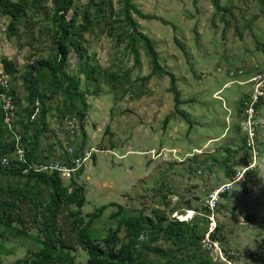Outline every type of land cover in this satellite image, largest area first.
I'll use <instances>...</instances> for the list:
<instances>
[{
  "label": "rangeland",
  "instance_id": "1",
  "mask_svg": "<svg viewBox=\"0 0 264 264\" xmlns=\"http://www.w3.org/2000/svg\"><path fill=\"white\" fill-rule=\"evenodd\" d=\"M88 1L80 0L79 3ZM118 1L113 0L115 11L121 8ZM133 2L144 15L160 18L144 19L133 14L140 31L156 43L163 68L174 73L182 100H192L180 107L191 117L189 120L176 117L165 128L166 117L175 111L173 95L169 91L170 78L155 74L148 81L142 80L151 74L152 68L141 46V64L136 66L131 52L125 50L126 40L117 42L107 31L101 35H88L89 54L95 55V62L120 77L127 69L131 73L121 77L122 84L116 88L106 84L104 76L98 84L89 85L87 137L84 140L89 142L86 148L99 151L94 153L96 164L93 159L89 161L81 177L77 178V182L86 188L87 203L83 215L88 216L102 206L116 203L129 215L144 211L145 215L151 216L154 208L167 209L166 205L154 203L152 199L153 190L159 189L171 198L172 206L192 201V205L199 208L198 212L171 216L188 221L196 215L201 216L202 207L206 208L205 200L212 192L205 191L207 177L198 173L193 149L207 141V135L222 131L221 120L232 106L230 98L235 100L243 91V87L232 83L222 91L223 100L215 99V92L226 83L238 80V77H229L223 68L217 70L216 65L228 60L240 65L254 57L264 58V6L262 0H221L223 7L233 5L237 8L233 15H224L215 11L210 0ZM28 15L32 18L28 22L30 28L21 26L19 35L11 38L8 37L10 20L0 16V45H5L0 47V58L9 56L22 66L32 54H37L30 59L33 61L49 54L52 48L51 34L45 29L51 28L49 22L43 14L28 11ZM118 18L114 17L113 21ZM112 31L117 36L122 29L115 24ZM78 64L77 55L72 53L69 72L75 73ZM0 69L3 68L0 66ZM97 86L99 92L94 93ZM202 123H206L205 130ZM188 131H191L190 135ZM185 150L193 157H187ZM10 181L13 183L14 180ZM68 182L64 180L66 185ZM194 186H201L199 194ZM234 190L233 195L232 192L225 194L227 196L217 204L216 223L222 225L216 233L217 240L212 239L215 232L210 231L212 224L207 215L209 223L203 245L215 263L264 264V215L256 214L260 219L251 222L247 217L252 215V208L246 205L239 185ZM117 210V207H108L93 225L92 234L104 237L110 229H116L118 218L112 219L111 215ZM37 235L38 232L32 230L27 238L10 234L0 238V261L15 264L30 256L38 248ZM212 242L220 248L225 261L219 260L220 255L210 249ZM151 258L156 259L152 255ZM87 260L86 252H77L78 264H87Z\"/></svg>",
  "mask_w": 264,
  "mask_h": 264
},
{
  "label": "trees",
  "instance_id": "2",
  "mask_svg": "<svg viewBox=\"0 0 264 264\" xmlns=\"http://www.w3.org/2000/svg\"><path fill=\"white\" fill-rule=\"evenodd\" d=\"M79 1L0 0V16L10 20L9 38L19 35V28L23 25L30 28L28 22L32 18L29 17L28 11H31L35 15L43 14L49 22L51 28L45 29L51 34L52 40L49 54L33 61L30 59L37 54H32L22 68H19L13 59L0 58L3 72L10 77L12 85L13 82H22L27 93V107L24 114L18 113L16 131L21 136L28 162L23 164L13 160L16 140L13 132L4 123L0 106V228L3 229L0 230V238H4L6 234L27 238L31 236L32 230L38 232L37 250L15 264H78L76 254L80 250L87 253V264H220L213 262L203 245L209 223L207 207H202L201 216L196 215L191 220L179 221L171 216L174 213L182 215L188 211L198 212L199 208L194 207L192 201L172 206L168 195L154 189V203L166 205L167 209L154 208L151 216L145 215L144 211L129 215L116 203L102 206L94 213L84 216L83 208L87 203L86 188L77 182L84 168L80 169L76 178H71L67 185L57 171L39 172L29 169V165L51 161L50 156L44 155L42 151L43 141H48L55 135H50V117H54L60 130L65 115L78 116L85 139V121L89 111L86 98L90 92V83L98 84L104 76L106 84L116 88L122 84L121 77H127L131 73V70L127 69L120 77V74L103 69L95 62V55L89 54L88 35H101L107 31L117 42L126 40L125 50L131 52L136 66L141 64L140 46L144 48L152 72L142 80L148 81L155 74L170 78L169 91L173 95L175 111L166 117L164 127L176 117L189 120L188 114L180 107L191 101L182 100L174 73L163 68L156 43L140 31V25L133 18V14L144 19L160 18L144 15L133 0H119L121 8L117 11L113 0H89L85 4ZM210 1L215 11L224 15H233L237 9L233 5L223 7L221 0ZM262 4L264 6V0ZM114 17L120 19L113 21ZM115 24L120 25L122 29L117 36L113 35L112 31ZM32 39L35 40L33 35ZM72 53L79 59L75 73L69 72ZM11 91L19 107V94L13 86ZM98 92L99 86L94 89V93ZM59 141L62 142L61 139ZM85 145V140L82 144L73 145L74 156H78L86 148ZM64 151L65 153L57 159L69 165L72 156L66 149ZM5 157L11 160L8 168L1 165V159ZM93 160L96 164V155ZM232 167L230 164L227 166L229 181L234 174ZM11 179L14 180L13 183ZM110 206L118 208L111 215L112 219L118 218L117 228L110 229L104 237L93 235V225ZM221 228L222 225L218 223L215 234L212 235L213 240L218 239L216 233H219ZM122 230L123 238L120 236ZM151 255L156 259L151 258ZM226 255L233 259L229 254ZM0 264L3 263L0 261Z\"/></svg>",
  "mask_w": 264,
  "mask_h": 264
},
{
  "label": "crops",
  "instance_id": "3",
  "mask_svg": "<svg viewBox=\"0 0 264 264\" xmlns=\"http://www.w3.org/2000/svg\"><path fill=\"white\" fill-rule=\"evenodd\" d=\"M4 46L5 45L3 44L0 45V47H4ZM7 57L9 58V56ZM16 62L19 68H22L24 66V65L22 66V63L20 62L18 61ZM224 64H226V66L223 67ZM0 66L2 67L1 63ZM216 67L217 70L223 68L226 74L229 69H237V70L244 69L245 70L244 75L238 76L237 81L245 83L254 76H256L257 74L264 73V58L261 59L254 57L253 59H248V61L246 60V64L245 61H243V63L240 65H234L232 61L228 60L227 62H224L222 64L221 63H219V65L217 64ZM1 70L3 69H0V71ZM232 82L226 83L220 90L214 93L213 97L215 99H218L217 97H220L218 100L220 99L223 100L221 93L224 89L228 88L232 84ZM205 84H208V82H205ZM236 84H238L240 87H243V91L241 92V95L237 97L235 100L233 98H230L232 106L230 109H227L228 115L221 120L222 131L216 130L214 135H207L209 136L207 141L202 143L198 148L193 149L194 151H196L194 157L197 163V168L200 170V171L198 170V173H202L207 177V182H206L207 185L205 187V191L208 190L212 191L216 187L229 181L230 174L228 171L229 169L227 168L228 164L233 166L232 171L234 173V171L240 168L246 160L245 157L247 153L244 146L245 140H244V134L241 130V123L243 120L242 102L252 92L253 85L251 83H245V84L236 83ZM12 86L18 92L21 100V104L18 107V111L21 114H24V110L27 107V102L25 101V98L27 96L26 90L23 87L22 82L20 81H17L16 83L13 82ZM226 108L227 107H224V109ZM258 111H259V119L261 121V126L259 128L258 138H257L260 149L259 150L260 165L258 170H256L251 174L248 181L245 184L239 186V189L242 192L243 198L246 202V205H249L250 208H252V215L248 214L247 217L251 220V222L254 219L259 220L260 217L264 215V98L261 100L259 104ZM189 116L190 115H188V117ZM86 121H85V127H86ZM49 123L51 130L50 135L51 134H55V135H53L52 137L53 140L50 139L48 141L45 140L43 141L42 151L44 155L50 156V160L51 159L57 160L58 156L60 157L65 153L64 151L65 146L63 144V141L61 143L59 141V139L62 140V137H60L59 135L60 132L59 124H57V121L54 120V117L49 118ZM197 123L198 122H196V124ZM201 126L203 130L206 129V123H202ZM188 133L190 135L191 131H188ZM83 137L84 135L81 134L77 140L71 142L72 145L76 146L82 144L84 140ZM88 144L89 142L86 140L85 147H89ZM183 145L186 148V144L184 143ZM170 150H175V149H170ZM185 153L189 155L187 157H193L192 156L193 154L189 153V151L185 150ZM228 158L229 160H227ZM193 189L196 191V194H199L200 189L202 188L201 186H194ZM234 191L235 190H233V192ZM233 192L231 193V195H233ZM256 214H260V217L257 218Z\"/></svg>",
  "mask_w": 264,
  "mask_h": 264
},
{
  "label": "built area",
  "instance_id": "4",
  "mask_svg": "<svg viewBox=\"0 0 264 264\" xmlns=\"http://www.w3.org/2000/svg\"><path fill=\"white\" fill-rule=\"evenodd\" d=\"M221 71L220 69H218ZM244 69H231L227 72L229 77L234 78L243 76ZM232 83H251L252 92L243 100V120L241 123V130L244 134L245 146L247 150V157L244 164L235 170L231 180L220 185L218 188L212 190L205 200V205L209 211V219L211 220L212 227L211 233L215 232L217 223L215 218V210L218 202L222 196L226 193H230L235 186L243 184L248 176L258 170L260 151L258 145V131L261 126L259 119L258 107L261 100L264 98V73H259L247 82H232ZM12 83L10 77L6 75L3 70L0 71V106L4 115V123L7 128L13 132L16 145L13 153V160L19 163L28 164L26 158V149L22 145L21 136L17 133L16 128L19 121L18 106L16 104L14 95L11 91ZM220 98V97H218ZM38 105V103H37ZM38 110L36 111V113ZM35 116V115H34ZM33 116V118H34ZM59 135L62 137L63 144L67 152L72 156V160L69 165L62 163L60 160L51 159L46 164L29 165V169L36 171H57L61 174L63 180H70L76 178L77 172L84 168L86 164L92 161L94 153L99 150L95 148H85L78 156H74L75 148L72 145V141H75L81 135V120L78 116L68 114L65 115L61 121ZM11 160L9 158H2L1 165L5 168L10 167ZM210 234H208L209 237ZM210 249H214L213 252L219 254V260L225 261V256H222L221 250L218 246L212 242Z\"/></svg>",
  "mask_w": 264,
  "mask_h": 264
}]
</instances>
